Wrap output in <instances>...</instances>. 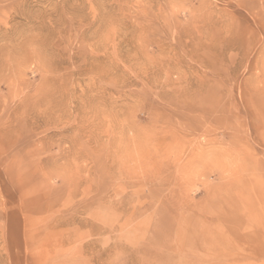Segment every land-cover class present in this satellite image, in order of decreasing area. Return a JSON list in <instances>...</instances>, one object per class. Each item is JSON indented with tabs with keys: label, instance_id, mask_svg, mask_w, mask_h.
Returning <instances> with one entry per match:
<instances>
[{
	"label": "rangeland",
	"instance_id": "1",
	"mask_svg": "<svg viewBox=\"0 0 264 264\" xmlns=\"http://www.w3.org/2000/svg\"><path fill=\"white\" fill-rule=\"evenodd\" d=\"M0 264H264V0H0Z\"/></svg>",
	"mask_w": 264,
	"mask_h": 264
},
{
	"label": "bare ground",
	"instance_id": "2",
	"mask_svg": "<svg viewBox=\"0 0 264 264\" xmlns=\"http://www.w3.org/2000/svg\"><path fill=\"white\" fill-rule=\"evenodd\" d=\"M228 44H230V43H228ZM231 45V44H230ZM230 45H228V46H230ZM237 46V45H236Z\"/></svg>",
	"mask_w": 264,
	"mask_h": 264
}]
</instances>
